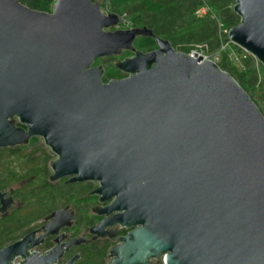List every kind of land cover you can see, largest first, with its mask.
Wrapping results in <instances>:
<instances>
[{
	"label": "water",
	"instance_id": "water-1",
	"mask_svg": "<svg viewBox=\"0 0 264 264\" xmlns=\"http://www.w3.org/2000/svg\"><path fill=\"white\" fill-rule=\"evenodd\" d=\"M99 1L54 0L49 13L0 0V148L41 139L49 180L95 182L88 229L117 237L106 264H264V119L214 63L175 52L145 28L105 31L120 19ZM227 39L264 67V0H234ZM136 37L154 49L134 51ZM130 51L126 75L101 82L95 59ZM18 125V127H17ZM0 193V212L13 204ZM2 215V216H3ZM72 213H51L0 250V264H55ZM36 233H40L36 236ZM55 237L45 254H28ZM92 238L91 240H93ZM76 255L64 264H72Z\"/></svg>",
	"mask_w": 264,
	"mask_h": 264
},
{
	"label": "trees",
	"instance_id": "trees-1",
	"mask_svg": "<svg viewBox=\"0 0 264 264\" xmlns=\"http://www.w3.org/2000/svg\"><path fill=\"white\" fill-rule=\"evenodd\" d=\"M15 1L42 13H49L54 2ZM201 4L212 10L214 19L194 16V11ZM233 4L234 0H102L100 7L106 9L107 14L121 18L129 28H145L152 36L167 41L175 52L187 54L194 45H205L208 53L216 51L220 41L218 25L221 30H229L239 22L232 10ZM132 49L146 53L154 49V42L151 37H136ZM131 55L130 51H124L120 56L109 59L122 60ZM217 67L254 104L251 94L258 85L264 86V67L258 63L257 70L245 67L236 71L225 53L219 55ZM119 74L115 67L108 65L103 69L101 82L104 84L119 79ZM39 144L38 137H31L26 144L0 148V193L10 190L8 195L15 203V206L6 209L5 215L0 212V250L21 239L33 229L30 226L37 228L51 213L63 208H69L74 215L72 227L68 230L72 237L97 220L91 209L99 204L98 198L93 193L89 194L96 188L95 184L49 180L53 158ZM110 246L107 240L101 239L80 245L76 248L78 258L73 264H105ZM50 247V240L46 239L39 250Z\"/></svg>",
	"mask_w": 264,
	"mask_h": 264
},
{
	"label": "flooded vegetation",
	"instance_id": "flooded-vegetation-1",
	"mask_svg": "<svg viewBox=\"0 0 264 264\" xmlns=\"http://www.w3.org/2000/svg\"><path fill=\"white\" fill-rule=\"evenodd\" d=\"M93 1L95 2L96 0H93ZM119 24H120V22H119ZM127 29H130V28L128 27ZM154 48H155V47H154ZM122 52H124V51H122ZM122 52H121V54H122ZM131 53H133V52H131ZM121 54H120V55H121ZM120 55H118V56H120ZM116 57H117V56H112V57H108V58H104V59H103V58L95 59L94 62L96 61V64H92L91 67L100 66L101 69H102V72H103L104 67H106V66H108V65L115 67V64H107V65L102 66V65H100V62L103 61V60H105V59L116 58ZM130 57H132V55H131ZM130 57H126V58H130ZM124 59H125V58H123L122 60H124ZM122 60H119L118 62H120V61H122ZM118 72H119V71H118ZM119 73H120V74H119V75H120V78H119V79H122V78H125V77H126V75L122 74L121 72H119ZM102 75H103V74H102ZM101 77H102V76H101ZM17 127H18V125H17ZM46 148H47V147H46ZM51 162H52V161H51ZM64 180L67 181L68 179H64ZM93 183L95 184V187H97V184H96L95 182H93ZM105 205H106V204H100V203H99V204L93 206V208H92V214H94L95 217H97V220L91 225V227H93V226H97V224H98L102 219L105 218L104 216H100V215L96 214V212L93 211V210H95V209H96V210H99V209H101L102 207H104ZM68 211H69L70 213H72L69 209H68ZM73 217H74V215H73V213H72V219H71V225H70V227H68V228H63V229L60 230L59 233H58V235H63V236H65L64 239L62 240L61 244H65V243L69 242V241L72 240V239H80V238H83L84 241H83L82 243H80L79 245H74V246L72 245V246H70V247L67 249V251L64 252L62 258L56 262V263H58V264H64L65 262L71 260V259L74 258L76 255H78L77 252H76V248H77L78 246H80V245H85L86 243L93 242V241H95V240H99V239H101V240H107V241L111 244V246H110V249H111L112 247H114V246L116 245V243H115L114 240H115L117 237L124 236L128 231H130V230H124V229H122V228H116V227H114L113 229H110V230H114V233H115V237H113L112 239L108 238L107 236H104V237H95V238H94L93 235H90V234L88 233V229L91 228V227H88V228H86V229L83 230L84 232H83L82 234H81V232H80L77 236L72 237V236H71V233L68 232V230L72 227ZM44 222H45V221H44ZM44 222H43V223H44ZM43 223H42V224H43ZM42 224H41V225H42ZM41 225H40V226H41ZM40 226H38L37 228H34V229L30 230L29 232H32V231H36V230H38V228H39ZM29 232H28V233H29ZM39 234H40V233H36V236H38ZM54 238H55V237H45V238L42 240V242H41L38 246H36L35 248L39 249V247L42 246V245L44 244V242H45L46 239H49V240H50V243H51V247H50V248H52V247L54 246V243H53ZM92 238H94V239L91 240ZM50 248L45 249V250L48 251ZM110 249H109V250H110ZM40 250H41V249H40ZM77 258H78V257H77ZM77 258L74 259V261L72 262V264L77 260ZM108 260H109V257H108ZM105 264H106V263H105Z\"/></svg>",
	"mask_w": 264,
	"mask_h": 264
},
{
	"label": "built area",
	"instance_id": "built-area-1",
	"mask_svg": "<svg viewBox=\"0 0 264 264\" xmlns=\"http://www.w3.org/2000/svg\"><path fill=\"white\" fill-rule=\"evenodd\" d=\"M233 7V6H232ZM100 12L102 14H107V10L106 9H101L100 8ZM194 16L195 17H204V16H209L210 18L214 19V14L212 12V10L206 5V4H201L198 8H196V10L194 11ZM120 19V24L121 23H125L124 21H122L121 18ZM127 25V24H126ZM128 27V26H127ZM218 33H219V45L218 48L216 49V51H214L213 53H208L207 52V47L205 45H194L192 46V48L188 51V53L186 55H188L191 58L196 59L197 57H201V60L203 61H210L212 63H214L217 66L218 63V58L219 55L222 53L226 54L227 59L233 61L235 59V52L233 50V48L238 49L239 51H241V53L243 54V57H251L253 58V60L257 63V61L255 60L254 57H252L250 54L246 53L245 51L239 49L238 47L234 46L232 43H230L227 39V33L229 30H221L220 26L218 25ZM222 36L224 37V39H221ZM241 70H243V68H241ZM47 252V250H39L37 248H33L28 250V254L31 255L32 253H36L39 256L45 254ZM161 259V264L163 263V256L160 258ZM18 262H22V259L19 257H15L11 260L10 264H20ZM58 264V263H55Z\"/></svg>",
	"mask_w": 264,
	"mask_h": 264
},
{
	"label": "rangeland",
	"instance_id": "rangeland-1",
	"mask_svg": "<svg viewBox=\"0 0 264 264\" xmlns=\"http://www.w3.org/2000/svg\"><path fill=\"white\" fill-rule=\"evenodd\" d=\"M96 1H99V8L100 5L102 4V0H96ZM103 13V12H102ZM127 25L126 23H121V24H118L116 25L115 27H112V28H108V29H105V31H115V30H127ZM236 56H235V59L232 61V65L237 69L236 71H240L241 68H255V70H257L258 68V62L256 63L253 58L247 56V57H243V54L241 53V51H239L238 49L236 48H233ZM104 59V58H103ZM118 59H105L103 61L100 62V65L104 66V65H107V64H116L118 63ZM251 99L252 101L254 102V104L256 105V107L258 108V110L260 111V113L262 114L263 118H264V86L263 85H258L257 88H255L251 94ZM39 141H40V146L41 148H43L45 150V152L52 156V158L54 159V155L51 154V152L49 151L48 148H46L41 139L39 138ZM52 159V160H53ZM10 190H6V193H9ZM8 195V194H7ZM10 196V195H8ZM11 197V196H10ZM11 206H15V203L13 201V204ZM69 209V208H68ZM70 210V209H69ZM91 212H92V209H91ZM37 225V224H36ZM41 224H38V226H40ZM35 226V225H33ZM33 226H30L29 228H33ZM84 231L81 232V234L83 233ZM108 262V256H106L105 258V262L104 263H107ZM154 262H159L161 264V259H156V260H151L150 261V264L154 263Z\"/></svg>",
	"mask_w": 264,
	"mask_h": 264
}]
</instances>
